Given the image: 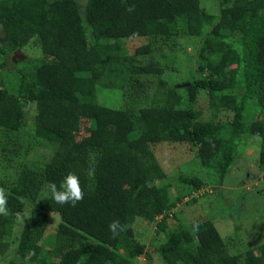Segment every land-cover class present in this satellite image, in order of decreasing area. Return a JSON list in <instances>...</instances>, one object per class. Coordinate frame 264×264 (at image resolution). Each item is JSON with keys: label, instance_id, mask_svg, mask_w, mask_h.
Instances as JSON below:
<instances>
[{"label": "trees", "instance_id": "16d2710c", "mask_svg": "<svg viewBox=\"0 0 264 264\" xmlns=\"http://www.w3.org/2000/svg\"><path fill=\"white\" fill-rule=\"evenodd\" d=\"M200 3L84 0L79 13L78 0H0L5 36L0 57H11L28 37L41 52L13 65L15 94L0 81V153L8 165L25 164H19L13 138L21 128L23 105L30 104L34 138L53 146L47 163L20 166L8 185L9 215L0 216V264L4 259L5 264H133L132 259L148 256L131 224L140 219L163 234L176 202L152 154L159 143L196 150L205 176H215L212 185L198 177L177 178L196 192L205 185L221 187L247 138L256 137L258 177L264 183V0H220L214 14ZM187 37L199 39V47L193 75L181 89L184 98L194 103L204 91L207 108L228 114L225 120L201 121L198 112L180 108L181 94L162 78L168 73L164 63L173 58L172 41ZM125 47L130 54L124 55ZM153 57L148 64L136 61ZM3 66L0 62V71ZM95 87L118 91L121 106L98 105ZM82 120L89 127L78 139ZM90 166L95 168L91 177ZM69 172L79 177L84 192L75 207L58 205L50 191L45 194L49 183L60 189ZM51 214L58 223L49 255L54 261L48 263L40 253ZM113 220L123 226L114 239ZM11 249L17 261L8 260ZM154 251L164 264H264V244L229 255L206 219L172 229Z\"/></svg>", "mask_w": 264, "mask_h": 264}, {"label": "rangeland", "instance_id": "374dc122", "mask_svg": "<svg viewBox=\"0 0 264 264\" xmlns=\"http://www.w3.org/2000/svg\"><path fill=\"white\" fill-rule=\"evenodd\" d=\"M220 0H201L202 8L208 13L214 14L217 11ZM79 13H82L84 0H78ZM123 39L121 41H124ZM174 49L171 51L173 58L168 65V73L163 75V80L176 86L178 93L181 94L182 101L179 107L182 109H192L199 113L201 121L207 120H225L228 114L224 112H214L207 108V96L204 91H199L194 103H187L184 98V92L181 90L184 82L190 80L193 75V69L196 63V53L199 47V39L195 38H177L172 41ZM0 44H5V36L0 28ZM172 44V43H171ZM163 51V49H162ZM124 55L130 54V48L125 47ZM171 55V56H172ZM41 52L36 45L35 39L26 38L24 43L9 58L0 57V62L4 63L0 71L1 87L9 94H15L18 83V75L12 71L13 65L24 58H39ZM156 58H142L136 61L142 64H148ZM81 76L87 73L80 72ZM238 95L239 90L235 91ZM95 99L98 105L117 109L121 106L122 97L116 90H104L95 87ZM143 100V98H142ZM23 121L21 128L14 135L17 142L16 153L19 156V164L24 162L32 164L33 167H40L47 163L53 152V146L41 140L35 139L32 132L33 127V105H23ZM89 122L82 120L77 138L83 139L87 135ZM3 131L0 130V138L3 137ZM1 140V139H0ZM258 138L248 137L244 149L236 159L233 168L222 180V186L212 185L215 176H205L203 168L196 156V150L190 149V146L184 143L165 144L159 143L152 148V154L155 162L164 173L165 182H168V195L175 205L168 212L167 229L164 233H156L154 224H148L143 220L135 219L131 224L133 235L137 240L144 244L148 256H142L132 259L133 264H164L162 258L156 250L172 229H177L179 225H187L195 219H206L211 222L216 233L221 239L226 252L229 255H239L248 249H255L264 244V183L259 178L257 170ZM6 140L2 142L3 148L6 146ZM18 162L14 160L8 165L6 155L0 153V187L5 190L14 179L16 170L20 168ZM240 171H239V170ZM243 172V173H242ZM246 174H245V173ZM241 173L244 175L242 177ZM179 176L198 177L205 182V186L196 192L183 186L177 181ZM262 179V180H259ZM240 184V187L237 186ZM160 186V185H159ZM49 193V189L47 193ZM195 199L194 202H190ZM22 216H15L13 220V232L11 248L14 246L15 237L21 224ZM49 224L46 227L44 237L41 240V257H47V262L54 261L50 252L53 248V230L58 223V217L51 214ZM15 238V239H14ZM12 249L8 260H15ZM16 259L15 261H17ZM4 259L2 264H5Z\"/></svg>", "mask_w": 264, "mask_h": 264}, {"label": "clouds", "instance_id": "9594fccd", "mask_svg": "<svg viewBox=\"0 0 264 264\" xmlns=\"http://www.w3.org/2000/svg\"><path fill=\"white\" fill-rule=\"evenodd\" d=\"M94 173V166H90L87 170V175L91 177L94 176ZM48 189L53 201L58 205L69 204L70 206L75 207L76 204L84 198V192L80 186L79 177L72 172H69L65 176L60 189L57 188L55 183H49ZM7 215H9L8 196L6 190L3 187H0V216ZM109 231L112 233V238L114 239L123 231V226L119 220H113L109 224Z\"/></svg>", "mask_w": 264, "mask_h": 264}, {"label": "built area", "instance_id": "2783aa9c", "mask_svg": "<svg viewBox=\"0 0 264 264\" xmlns=\"http://www.w3.org/2000/svg\"><path fill=\"white\" fill-rule=\"evenodd\" d=\"M160 218H161L160 215L156 216V217H155V221H159Z\"/></svg>", "mask_w": 264, "mask_h": 264}]
</instances>
